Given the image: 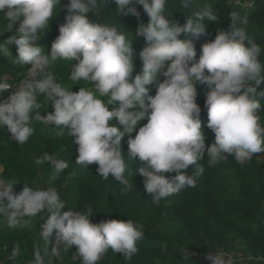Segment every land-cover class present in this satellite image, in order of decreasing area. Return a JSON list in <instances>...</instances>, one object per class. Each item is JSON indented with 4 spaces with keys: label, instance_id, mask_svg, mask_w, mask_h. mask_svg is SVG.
<instances>
[{
    "label": "clouds",
    "instance_id": "obj_1",
    "mask_svg": "<svg viewBox=\"0 0 264 264\" xmlns=\"http://www.w3.org/2000/svg\"><path fill=\"white\" fill-rule=\"evenodd\" d=\"M122 17L141 13L135 37H143L147 46L139 53L142 71L135 69L133 41L116 27L93 22L102 14L100 0H70L65 23L52 43L50 53L38 44L39 34L53 17L61 0H0V14L12 25L20 21L7 43L17 46L16 59L29 65V78L22 81L7 98L0 100V127L7 126L11 138L25 144L34 134V122L55 125L59 134L67 131L78 145L77 164H98V174L111 176L130 190L125 177L127 168L121 142L128 138V157L140 162L145 177L144 189L154 204L162 199L194 188L204 173L199 162L207 153L210 165L234 154L243 165L254 154L264 153V64L262 49L247 35V16L232 13L228 29L220 30L214 40L202 44L197 59L196 41L206 35V21H215L211 7L196 11L181 25L166 13L167 0H112ZM192 0H183L185 6ZM181 34L185 38L181 39ZM0 53L7 55L0 45ZM56 61H78L71 67L70 79L84 81L90 87L72 91L58 82L50 71ZM170 62V63H169ZM198 85H206L207 127L215 142L206 144L201 106L197 103ZM156 94L151 95L152 88ZM13 88L0 80V94ZM259 89V90H258ZM54 108L43 115L39 97ZM111 106V107H110ZM139 127L134 138L130 135ZM41 161H37L40 163ZM195 166L192 174L188 170ZM67 167L56 165L60 172ZM175 172L171 179L165 175ZM13 181L0 180V217L10 227H24L32 218L46 213L40 235L51 242V256L59 258L61 247L76 246L75 258L81 264H98L109 249L130 260L143 238V225L132 219H109L94 223L87 211L68 209L55 188L24 185L14 191ZM5 198L7 203H5ZM18 250L13 251V257ZM37 249L30 264H52ZM211 264H234L230 255L209 253Z\"/></svg>",
    "mask_w": 264,
    "mask_h": 264
},
{
    "label": "trees",
    "instance_id": "obj_2",
    "mask_svg": "<svg viewBox=\"0 0 264 264\" xmlns=\"http://www.w3.org/2000/svg\"><path fill=\"white\" fill-rule=\"evenodd\" d=\"M251 1L250 5L245 6L235 0H192L191 4L185 6L183 0H167L166 13L170 19L183 25L189 16H194L196 11L205 7H211L214 13L217 12L215 21L205 22L206 35L196 41L197 59L203 43L214 40L220 30L229 28L232 13L247 16V35L260 45V60L264 64V0ZM100 2L101 16L91 18L93 22L116 27L133 41L134 78L142 71L139 53L147 46L145 39L136 38L135 33L141 20L146 24L149 17L142 5H137L141 13L140 18H124L118 14L116 4L112 0ZM68 3L70 0H61L43 30L44 33L39 35L38 44L45 47V53H50L52 43L59 35V26L66 22L67 10L64 6ZM17 24H10L0 15V26L10 25L11 32L16 30ZM7 38L0 40V45L7 53L13 54L17 46L9 45ZM180 38H185V34H181ZM4 58L5 55L0 53V59L6 63ZM69 62L72 66L78 63ZM7 66L9 78L3 80L11 82L13 88L0 94V100L16 91V87L27 79L26 76L23 78L24 75L17 76L11 66ZM13 74L15 77L12 80ZM63 86L72 88V91L79 90V87ZM259 89H264V83ZM197 90V103L202 109L201 120L207 137L206 144L211 146L215 142V134L207 127L208 115L205 107L209 89L206 85H198ZM150 94H156L155 87ZM39 102L41 114L47 115L48 112L54 111L52 104L43 96L39 97ZM261 104L264 106V100ZM261 116L264 118V109ZM145 123L147 118L141 121L130 135L134 138L139 127ZM33 126L34 134L23 145L11 138L12 134L7 126L0 127L1 178L4 182L13 181L16 193L22 191L24 185L44 190L48 187L55 188L65 202L64 211H87L91 208L94 214L90 219L94 223L109 219H132L143 225V238L137 242L139 251L130 260L109 249L98 264H208L196 254L221 250L235 251L241 253L240 256L251 258L243 264H264V153L254 154L252 159L243 165L236 162L234 154H226L225 159L210 165L206 153L199 162L204 167V173L197 178L196 187L186 188L178 194L162 199L157 205L144 189L145 177L139 173L140 162L127 155L128 134L121 142L127 164L124 175L132 184L131 189L126 191L111 174L108 179L102 178L98 174V164L84 166L76 163L79 155L78 145L67 131L61 135L55 125H44L38 121L34 122ZM38 160L41 162L37 163ZM59 162L66 163L67 167L57 172L56 165ZM194 170L195 166H190L189 174ZM165 175L171 179L176 173L167 172ZM41 177H44L42 182ZM4 202L7 203L6 198ZM45 216L46 213H41L32 218L30 225L15 228L9 226L7 219L0 217V262L30 264L34 259L35 250L39 249L44 255L45 248H48L45 260H51L52 264H81V260L74 256L76 246L68 249L61 247L59 258L51 256V242L46 244L40 235ZM14 250H18L15 257ZM237 263H240V260H237Z\"/></svg>",
    "mask_w": 264,
    "mask_h": 264
},
{
    "label": "rangeland",
    "instance_id": "obj_3",
    "mask_svg": "<svg viewBox=\"0 0 264 264\" xmlns=\"http://www.w3.org/2000/svg\"><path fill=\"white\" fill-rule=\"evenodd\" d=\"M0 15L2 16V14H0ZM17 23H18L17 24V27H18L20 21H17ZM15 32H16V30H13V32H11V26L10 25H7L6 27L0 26V38H1L0 40H3L4 37L7 38L8 36L14 34ZM42 33H44L43 30L40 32V34H42ZM39 46H41L45 52V47L40 45V44H39ZM1 55H3V53H1ZM16 55H17V47H16L15 52L13 54L7 53V55H5L4 59L6 60V63H4L0 59V80H3V79L8 80V78H9V75H8L9 73L7 71L8 70L7 69L8 64L11 66L12 70H14V72H15V74H17V76L20 77V75H24L23 78H25V76L27 77V79L29 78V69L26 70L27 68H29V65H25V64L18 62L16 59ZM71 67H72V65L69 61H56L52 64L50 70L55 73L58 82L62 83V85H68V86H71L73 88L90 87V85H88L84 81L74 82L70 79ZM5 71H6V73H5ZM15 74L11 75L12 80L14 79ZM6 82L13 87L11 82H9V81H6ZM11 89L12 88L8 89L7 91H9ZM16 165L17 164H14V166H16ZM1 172H2V168L0 166V180H3L1 178ZM43 179H44V177H41L40 181L42 182ZM226 252L231 254V257L234 260V264H243V263L251 260V258L240 256L241 253H237L235 251L228 250ZM237 260H240V263H237ZM0 264H4L3 261L0 262Z\"/></svg>",
    "mask_w": 264,
    "mask_h": 264
},
{
    "label": "built area",
    "instance_id": "obj_4",
    "mask_svg": "<svg viewBox=\"0 0 264 264\" xmlns=\"http://www.w3.org/2000/svg\"><path fill=\"white\" fill-rule=\"evenodd\" d=\"M235 2L240 3V4H243V5H245V6H248V5H250V4L252 3L251 0H235ZM217 252H221V253H224V254H226V255H230V256H231L230 253L225 252V251H223V250H221V251H217ZM211 253H212V254H216V252H211ZM196 255H199L200 258L203 259L206 263L211 264V261H209V260L206 258L208 254H196Z\"/></svg>",
    "mask_w": 264,
    "mask_h": 264
}]
</instances>
